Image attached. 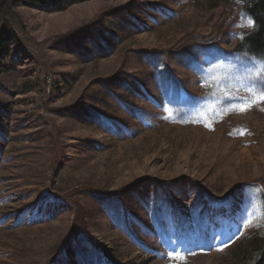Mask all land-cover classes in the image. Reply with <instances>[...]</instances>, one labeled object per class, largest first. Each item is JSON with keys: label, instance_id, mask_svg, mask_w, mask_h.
Segmentation results:
<instances>
[{"label": "rangeland", "instance_id": "rangeland-1", "mask_svg": "<svg viewBox=\"0 0 264 264\" xmlns=\"http://www.w3.org/2000/svg\"><path fill=\"white\" fill-rule=\"evenodd\" d=\"M246 5L0 0V264L245 263L264 242Z\"/></svg>", "mask_w": 264, "mask_h": 264}, {"label": "trees", "instance_id": "trees-1", "mask_svg": "<svg viewBox=\"0 0 264 264\" xmlns=\"http://www.w3.org/2000/svg\"><path fill=\"white\" fill-rule=\"evenodd\" d=\"M246 9L254 20V27L241 38L238 49L264 59V0H247ZM244 264H264V242L254 245L253 253Z\"/></svg>", "mask_w": 264, "mask_h": 264}, {"label": "snow or ice", "instance_id": "snow-or-ice-1", "mask_svg": "<svg viewBox=\"0 0 264 264\" xmlns=\"http://www.w3.org/2000/svg\"><path fill=\"white\" fill-rule=\"evenodd\" d=\"M250 24H251V22H250ZM251 26L254 27V24ZM262 63H264V61H262ZM221 67H223V65H221ZM209 71H212V69H209ZM261 75H264V72H261ZM256 79L259 80V77H256ZM261 83L264 84V81H262ZM253 101L257 104L264 103V87L259 88V90H257L255 92V95L253 97ZM250 106H252V101L246 102L245 105L240 110L241 111H247Z\"/></svg>", "mask_w": 264, "mask_h": 264}]
</instances>
